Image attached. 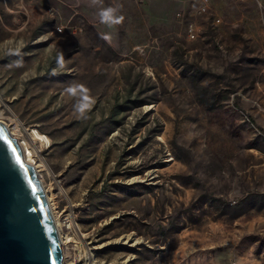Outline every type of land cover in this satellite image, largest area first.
Instances as JSON below:
<instances>
[{"label":"rangeland","instance_id":"obj_1","mask_svg":"<svg viewBox=\"0 0 264 264\" xmlns=\"http://www.w3.org/2000/svg\"><path fill=\"white\" fill-rule=\"evenodd\" d=\"M0 122L64 264H264V0H0Z\"/></svg>","mask_w":264,"mask_h":264},{"label":"water","instance_id":"obj_2","mask_svg":"<svg viewBox=\"0 0 264 264\" xmlns=\"http://www.w3.org/2000/svg\"><path fill=\"white\" fill-rule=\"evenodd\" d=\"M0 264H64L62 241L42 181L2 122Z\"/></svg>","mask_w":264,"mask_h":264},{"label":"built area","instance_id":"obj_3","mask_svg":"<svg viewBox=\"0 0 264 264\" xmlns=\"http://www.w3.org/2000/svg\"><path fill=\"white\" fill-rule=\"evenodd\" d=\"M218 22H219V20H218ZM188 35L191 39H195L198 36L197 28L193 24H190L188 27ZM14 128H16V127H14ZM11 129H12V131L14 130V132L16 131V129H13V128H11ZM18 130H20V129H18ZM31 131H33V130H31ZM31 131H29V134H28V132L25 133L22 129H21L20 133L18 131H16V133H18L20 135V138H22V140H20L22 143H20L19 141L18 142H19L20 146H22V145L24 146L26 151H29L27 148V146H28L29 149H31L34 152L36 161H39L40 160L39 159L40 153L42 152V148L40 146L44 145V143L47 144V142H46V140L35 139L33 137V135H31ZM44 136L47 137L46 135H44Z\"/></svg>","mask_w":264,"mask_h":264},{"label":"bare ground","instance_id":"obj_4","mask_svg":"<svg viewBox=\"0 0 264 264\" xmlns=\"http://www.w3.org/2000/svg\"><path fill=\"white\" fill-rule=\"evenodd\" d=\"M2 123H4V122H2ZM4 124H5V123H4ZM5 125H6V124H5ZM6 126H7V128L9 129V132L11 133V135H12L13 137H15L20 143H22V142L20 141V140H22V139L20 138V135H19L18 133L14 132V130L12 131V129L9 127V125H6ZM13 129H15V128H13ZM32 133H33V135H34L35 138H40V139H42V140H46V142H50L49 138H48V137H45L44 134H41L39 131L34 130ZM44 144H45V143H44ZM21 145H22V144H21ZM22 146H23V145H22ZM22 146H21V147H22ZM22 150H23V152H24L25 155H26V154H27V151L25 150L24 146L22 147ZM26 156H27L28 160L30 161L31 165H33V166L35 167V169H36V171H37V173H38V172H39V169H38L37 165L34 164V163L30 160L28 154H27ZM38 175H39V174H38ZM39 177H40V175H39ZM45 191H46V190H45ZM47 198H48V201H49V204H50V207H51V211H52V214H53L54 221H55V223H56V225H57V228H58V217H57L56 214L54 213L55 211H54V207L52 206V203H51V198H50L49 196H47ZM58 231H59V235H60V238H61V241H62V246H63V251H64V259H65V256H66V249H65V247H66V244H67V242H68L69 239L65 238V237L60 233L59 228H58Z\"/></svg>","mask_w":264,"mask_h":264},{"label":"clouds","instance_id":"obj_5","mask_svg":"<svg viewBox=\"0 0 264 264\" xmlns=\"http://www.w3.org/2000/svg\"><path fill=\"white\" fill-rule=\"evenodd\" d=\"M113 9H108L106 10L105 12H103L101 15H102V19L106 22H110V23H119L120 22V19L122 18H113ZM105 39H107V37H105ZM69 91H72L71 89H69ZM85 108H86V105L81 103L79 106H77L75 108V111L77 113H79V115L81 117L84 116V112H85Z\"/></svg>","mask_w":264,"mask_h":264}]
</instances>
